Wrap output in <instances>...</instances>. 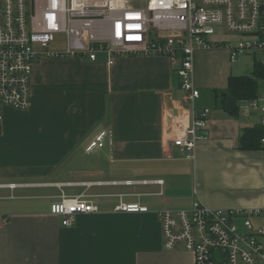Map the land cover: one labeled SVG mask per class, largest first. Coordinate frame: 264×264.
Segmentation results:
<instances>
[{
  "label": "crops",
  "instance_id": "1",
  "mask_svg": "<svg viewBox=\"0 0 264 264\" xmlns=\"http://www.w3.org/2000/svg\"><path fill=\"white\" fill-rule=\"evenodd\" d=\"M229 54L224 44L193 53L194 107L209 113L192 158L172 143L167 110L181 90L167 56L35 61L28 106L0 109V264H194L182 245L163 247L158 211L196 201L264 208V150L238 147L261 113L253 99L239 102L236 117L220 106L229 77L251 75L258 55ZM257 88L260 95L264 76ZM82 193L98 211L62 225L51 204ZM120 202L147 210L115 211Z\"/></svg>",
  "mask_w": 264,
  "mask_h": 264
},
{
  "label": "built area",
  "instance_id": "2",
  "mask_svg": "<svg viewBox=\"0 0 264 264\" xmlns=\"http://www.w3.org/2000/svg\"><path fill=\"white\" fill-rule=\"evenodd\" d=\"M227 33L236 39L221 36ZM57 34L67 37L63 50L49 48ZM222 44L231 61L256 53L264 65V0H0V109L6 104L28 106L33 64L42 58L95 61L103 53L110 65L121 55L167 56L181 90L167 110L172 143L192 158L196 143L206 137L209 113L194 107L199 90L192 79L193 53ZM249 105L260 111L264 128V91ZM1 120L0 112V128ZM260 143L264 147V132ZM146 210L134 203L115 206L122 212ZM50 211L68 227L76 215L97 212L98 205L92 195L61 194ZM157 215L163 247L182 245L194 264H264V221L254 222L264 220V208H212L196 201L188 210Z\"/></svg>",
  "mask_w": 264,
  "mask_h": 264
},
{
  "label": "trees",
  "instance_id": "3",
  "mask_svg": "<svg viewBox=\"0 0 264 264\" xmlns=\"http://www.w3.org/2000/svg\"><path fill=\"white\" fill-rule=\"evenodd\" d=\"M264 76V65L255 61L251 75L230 76L225 95L222 97L220 106L232 117L239 113V102L251 100L257 97V80ZM264 128L261 124L244 127L238 138V147L243 150H252L264 147L260 143Z\"/></svg>",
  "mask_w": 264,
  "mask_h": 264
},
{
  "label": "rangeland",
  "instance_id": "4",
  "mask_svg": "<svg viewBox=\"0 0 264 264\" xmlns=\"http://www.w3.org/2000/svg\"><path fill=\"white\" fill-rule=\"evenodd\" d=\"M67 37L65 34H57L55 35L54 37V40L53 42L50 44L49 48L50 49H59V50H63L66 48L67 44ZM261 83L258 82V85ZM261 87V86H260ZM259 87V88H260ZM237 224L239 226V232H243V227H242V220L241 219H238L237 220Z\"/></svg>",
  "mask_w": 264,
  "mask_h": 264
},
{
  "label": "water",
  "instance_id": "5",
  "mask_svg": "<svg viewBox=\"0 0 264 264\" xmlns=\"http://www.w3.org/2000/svg\"><path fill=\"white\" fill-rule=\"evenodd\" d=\"M170 107H171V106H170ZM175 113H176L175 110H173V111H172V114L174 115Z\"/></svg>",
  "mask_w": 264,
  "mask_h": 264
}]
</instances>
